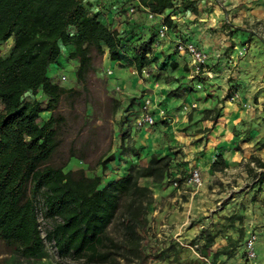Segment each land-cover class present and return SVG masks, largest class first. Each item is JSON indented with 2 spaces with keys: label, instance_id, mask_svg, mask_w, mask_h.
I'll use <instances>...</instances> for the list:
<instances>
[{
  "label": "rangeland",
  "instance_id": "374dc122",
  "mask_svg": "<svg viewBox=\"0 0 264 264\" xmlns=\"http://www.w3.org/2000/svg\"><path fill=\"white\" fill-rule=\"evenodd\" d=\"M184 1L187 0H173L171 8L165 9L161 16L155 14L153 17H148L147 10L138 3L140 0H134L132 3L133 10L126 20L131 23V18L134 17L133 20L137 21L135 26L130 27L132 30L124 33V38L128 35L134 36L135 43L130 45L133 51L142 40L152 39L150 56L156 58L140 71L128 60H110L104 53L96 64V71L83 87L75 78L77 60L68 57V46L61 45L58 62L49 67L48 74L52 82L77 88L80 94L74 98L65 97L59 104V110L66 116L67 121L54 161L65 160L72 145L75 151L84 155V159L70 157L64 170L82 168L90 176L101 174L102 184H105L116 176L127 174L130 168L147 162L152 156L168 158L166 182H171L173 186H170L167 193L157 196L150 187L153 197L152 202L147 205L146 232L143 234L146 256L140 264H238V260H241L240 264H256V250L254 258L248 260L245 257L244 244L250 233L256 232L258 237L262 227L259 220L264 212L257 197L260 187L252 188L257 182V172L247 170V177H241L239 181L235 179L238 178L237 172L236 177H233V172L227 174L221 169L217 171L216 177L209 179L204 178L199 169L202 183L188 184L182 174L176 177L172 175L173 162L180 158L179 151L172 149L170 154H164L162 149L155 146L164 147L168 144V147H171L168 142L174 139L175 134H207L214 123L211 119L214 111L211 108L219 106V100L224 96L222 101L237 98L236 92L240 84H236L237 81L230 71L244 56L256 61L257 67L261 69L259 72H264V0H232L226 3L256 10L255 15H248V20L238 24L251 32L248 37L252 41L235 47V55L229 53L228 48L223 49L215 61L207 63L206 68L212 75H203L199 86L187 56L176 49L177 39L190 40L188 33L182 28L179 29L178 24L173 21L177 12L182 11L179 7L192 10L190 3ZM87 2L89 10L98 12L103 20L108 16L107 13L114 15L118 12L115 10L118 7H113L112 0ZM166 14L171 18L170 26L164 22ZM228 20L232 22L231 18ZM109 24L112 25L111 22ZM161 24L167 27L162 36L159 35ZM232 29L236 28L233 26ZM174 35L176 38L173 39ZM12 44L11 37L0 42L1 57L9 54ZM62 74L66 76L65 79H60ZM211 79L214 81L210 82ZM225 81L231 82L229 89L220 98L215 99L214 91L222 90ZM209 86L215 87L207 93L213 100L208 104L205 102L208 98L203 95L202 90H207L206 87ZM251 96V101L256 102L257 97ZM25 97H35L43 108L46 106V97L41 91L35 94L28 92ZM146 97L151 98L157 109L163 108L164 116L155 113L153 126L138 128L134 126V120L140 114L142 102ZM48 115L49 111H41L39 121ZM261 122H264V117H261ZM144 147L147 149L143 150ZM108 156L111 159L102 171L97 161ZM144 158L146 161H142ZM116 163L120 164L121 168L115 166ZM227 175L230 179L225 178ZM140 180L153 181L151 178H138V183ZM174 180L176 184L173 183ZM179 193L183 200H187L186 195L189 196L187 209L193 212L192 221H196L199 226L196 232L187 237L186 242L180 241L173 230L167 229L163 215H158L157 212L168 197ZM181 198L177 199L179 210L184 209ZM36 204L40 229L44 235L47 222L42 216L41 203L38 201ZM109 233L115 237L119 236L114 224L109 226ZM44 244L41 256L21 257L15 263L81 264V261L58 256L50 241L45 239ZM7 253L6 246L0 243V256ZM118 261L121 264L126 263L121 257H118Z\"/></svg>",
  "mask_w": 264,
  "mask_h": 264
},
{
  "label": "trees",
  "instance_id": "16d2710c",
  "mask_svg": "<svg viewBox=\"0 0 264 264\" xmlns=\"http://www.w3.org/2000/svg\"><path fill=\"white\" fill-rule=\"evenodd\" d=\"M140 2L155 14L173 6V0ZM163 19L171 25L167 14ZM10 37L9 54L0 56V243L8 249L7 255L0 256V264L41 256L45 239L58 256L81 264H121L118 257L126 261L123 264H140L146 256L143 234L153 196L138 178L162 180L167 176L168 158L152 156L105 184L101 174L90 176L82 168L64 170L70 157L84 159V155L71 145L65 160L54 161L67 121L59 104L80 90L52 82L48 70L58 62L61 45L71 43L68 57L77 60L75 78L83 87L104 53L110 60H128L140 71L156 60L150 56L152 39L142 40L128 58L121 41L124 36L102 21L98 12H91L84 0H0V42ZM38 90L46 97L45 108L39 99L25 97ZM221 107L211 108L213 121ZM43 110L49 115L39 121ZM110 159L97 161L102 171ZM250 159L260 168V183L264 159ZM223 166L218 154L211 168ZM38 201L47 222L44 235ZM112 224L118 237L109 233Z\"/></svg>",
  "mask_w": 264,
  "mask_h": 264
},
{
  "label": "crops",
  "instance_id": "0c3cea01",
  "mask_svg": "<svg viewBox=\"0 0 264 264\" xmlns=\"http://www.w3.org/2000/svg\"><path fill=\"white\" fill-rule=\"evenodd\" d=\"M93 0H84V2ZM190 3L191 9H182L177 12V16L173 21L178 24L179 29H183L188 33L190 40H192L198 47L208 54V63L211 60H216L222 53L223 49L228 48L229 53L235 55V47H239L243 42L252 41L249 32L238 26L243 20H248V15H255L256 10L250 8H243L237 5H226L232 0H187ZM187 1H184L186 3ZM234 1V0H233ZM113 7H118V12L114 15L107 13L108 16L102 21L116 28L119 36H124V33L132 30L130 27L136 25L137 20L131 18V23L127 22L126 17L129 16L130 8L134 0H112ZM142 8L148 11L147 7L138 2ZM188 8V7H187ZM126 11H125V10ZM124 10V11H123ZM122 11V12H121ZM161 14H158V16ZM231 18L232 22L228 19ZM125 20V21H124ZM146 23V22H145ZM147 24V23H146ZM110 25V24H109ZM236 29H232L233 26ZM243 25V24H241ZM232 30V31H230ZM176 38V35L172 36ZM125 44L124 52L127 57H133L134 51L131 50L130 45L135 43L134 36L128 35L125 40H121ZM251 44V43H250ZM71 50L73 45L71 43L64 44ZM128 48V49H127ZM220 53V54H219ZM247 58V59H246ZM261 69L257 67L256 61H252L247 56H244L238 61V65L231 68L230 73L234 76L236 84H240L237 90V98L234 100H225L222 105L219 116L214 120L213 125L210 126L207 134H175L174 139L168 147L156 148L162 149V153H169L172 149L178 150L179 159L173 162L174 168L171 169L173 176H180L185 178L188 170L192 167H198L202 172L204 178L216 177L217 171L211 168L212 162L216 156L220 154L224 161L223 170L230 174L238 173L236 180H241V177H247V170L257 172L259 175L260 168L256 167L251 156H256L264 159V122H261V117H264V72L260 73ZM214 81L211 79L210 82ZM230 81L224 82L222 90L214 91L215 99L220 98L226 90L229 89ZM215 86H209L207 90H202L204 96H207L206 103H212L213 100L207 95L208 92L213 91ZM39 91V90H38ZM251 95L257 97V101H251ZM259 115H261L259 117ZM45 119V118H44ZM174 142V144H172ZM147 148L144 147L143 150ZM161 156V154L159 155ZM182 160V162H181ZM142 161H146L145 158ZM146 162H143L144 164ZM120 167V164H115ZM184 172V173H183ZM211 172V173H210ZM116 176L112 179L118 178ZM148 179L150 177H139V179ZM225 178H229L227 175ZM152 179V178H151ZM230 179V178H229ZM166 176L160 181H142L139 183L147 185L155 191V195L164 194L168 192L171 182H166ZM258 200L262 212H264V179L260 183L256 182L252 188H258ZM187 200L181 198V194H175L166 199L158 215H163L164 225L167 229L173 230L182 242H186L187 237L191 236L197 231L198 227L196 221H192L194 214L187 209L189 205V196H185ZM181 198V203L184 204L183 210L177 209L178 200ZM170 199V200H168ZM158 217V216H157ZM260 231L258 233L255 244L256 250V264H264V215L260 217ZM241 260H238L240 264ZM244 260H242L243 263Z\"/></svg>",
  "mask_w": 264,
  "mask_h": 264
},
{
  "label": "built area",
  "instance_id": "2783aa9c",
  "mask_svg": "<svg viewBox=\"0 0 264 264\" xmlns=\"http://www.w3.org/2000/svg\"><path fill=\"white\" fill-rule=\"evenodd\" d=\"M133 10L131 6L130 11ZM148 17H153L155 13L151 11H147ZM167 29L166 25L161 24L159 27V35H164L165 30ZM176 49L185 54L188 58L189 64L192 67V70L195 75V80L197 82V86L201 84V78L203 75H207L210 77L212 72L206 68L208 63V54L198 47L192 40H181L177 39L176 41ZM110 71V70H109ZM65 75H60V79H65ZM231 96V98H233ZM155 113L159 114L161 117L164 116L163 108L157 109L151 98H144L141 105V112L134 120V126L138 128L150 127L155 123ZM185 181L188 184L192 185H200L202 183L201 172L198 167H192L188 170ZM176 184V180L173 181ZM256 232L250 233V235L246 238L244 244V252L245 257L248 260H252L255 256V248L254 243L256 241Z\"/></svg>",
  "mask_w": 264,
  "mask_h": 264
}]
</instances>
